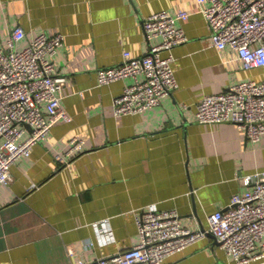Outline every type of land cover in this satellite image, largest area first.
Returning <instances> with one entry per match:
<instances>
[{"label": "crops", "instance_id": "obj_1", "mask_svg": "<svg viewBox=\"0 0 264 264\" xmlns=\"http://www.w3.org/2000/svg\"><path fill=\"white\" fill-rule=\"evenodd\" d=\"M209 4L0 0V47L18 26L26 34L20 47L40 34L65 35L55 69L66 78L61 103L71 118L12 167L9 186L0 184V264H74L120 253L139 243L138 219L155 203L177 210L183 226L209 229V214L249 189L240 177L264 171V136L254 144L234 122L196 119L206 95L264 80V67L246 69L231 47L212 46L202 12ZM179 10L192 12L177 22L188 35L173 49L179 87L152 109L116 116L114 100L134 80L98 85L99 70L119 65L125 53L147 55L161 38H149L143 21ZM74 137L85 139V149L71 157ZM103 220L108 235L95 228ZM165 262L238 264L211 234Z\"/></svg>", "mask_w": 264, "mask_h": 264}, {"label": "built area", "instance_id": "obj_2", "mask_svg": "<svg viewBox=\"0 0 264 264\" xmlns=\"http://www.w3.org/2000/svg\"><path fill=\"white\" fill-rule=\"evenodd\" d=\"M203 3L205 0H198ZM202 10L213 47H231L246 69L264 67V0H209ZM192 12H154L143 21L149 38L161 41L140 57L124 54L123 61L98 73V85L132 78L134 82L114 100V113L136 115L159 105L179 87L173 49L188 41L177 25ZM6 45L0 47V184L9 186L11 169L43 142L52 128L71 120L61 103L65 76L56 73L65 35L40 34L27 45L19 44L26 34L22 27L11 30ZM167 54V55H164ZM199 123H236L257 144L264 136V80H242L221 94H209L197 105ZM68 156L85 149V139H70ZM60 161H63V158ZM247 186L232 196L227 208L208 216L209 229L183 226L177 210L148 205L138 219L139 243L120 253L94 261L74 264H166V259L213 234L221 249L238 264L264 260V171L240 177ZM100 235L110 234L108 222L96 223ZM88 247H92L90 242ZM72 254L74 253L71 249Z\"/></svg>", "mask_w": 264, "mask_h": 264}, {"label": "water", "instance_id": "obj_3", "mask_svg": "<svg viewBox=\"0 0 264 264\" xmlns=\"http://www.w3.org/2000/svg\"><path fill=\"white\" fill-rule=\"evenodd\" d=\"M211 235H213V234H211Z\"/></svg>", "mask_w": 264, "mask_h": 264}]
</instances>
